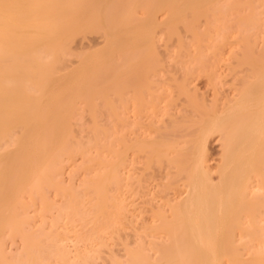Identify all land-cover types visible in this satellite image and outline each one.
Instances as JSON below:
<instances>
[{
  "label": "bare ground",
  "instance_id": "bare-ground-1",
  "mask_svg": "<svg viewBox=\"0 0 264 264\" xmlns=\"http://www.w3.org/2000/svg\"><path fill=\"white\" fill-rule=\"evenodd\" d=\"M225 3L0 0V214L9 215L8 229L23 240L19 257L9 256L0 240V264H98L111 241H126L122 236L128 229L138 232L135 246L125 244L126 259L109 256L110 264H264V0ZM139 8L148 16L145 30L138 32L134 16ZM233 11L240 13L241 22L239 36L230 43L225 18ZM158 13L164 20L159 21ZM203 17L207 27L200 32L197 26ZM160 25L170 33L179 25L185 27L195 48L190 57L194 66H186L183 54L179 55V61L186 63L184 75L176 83L177 97L164 107V98L151 80L156 67H132L130 62L126 69L116 58L121 69H113V60L124 50L131 51L130 61L135 59L140 47L134 52L131 46L150 40ZM87 33L104 37L100 55L85 57L79 68L56 77L68 69L66 56L74 54L71 45ZM227 46L241 47L235 62L242 75L234 83L232 97L219 103L222 98L216 92L208 104L189 85L196 75L210 79L218 73L207 50L212 49L216 58ZM123 56L125 63L130 57ZM96 63L101 73L95 79L117 77V87H108L109 82L105 87L117 88L118 130L111 145L98 148V156L88 155L85 170L99 172L89 175L79 192L62 177L63 164L76 154L86 157L88 151L82 146L71 148L60 135L58 121L71 112L76 100L92 104L90 92L96 87L87 90L88 97L85 86L91 84L87 80ZM177 100L182 103L175 108L181 112L172 114L170 106ZM129 113L134 118L127 117ZM95 130L97 136L100 130ZM214 136L222 147L216 170L210 166L208 149ZM32 151L39 159H32ZM106 151L112 159H107ZM24 178L30 181L29 194L40 198L41 217L54 215L51 222L46 219L48 226L43 219L45 224L36 231L27 228V218L16 215L21 208L27 213L31 200H23ZM137 188L140 191L135 192ZM53 190L62 204L49 201ZM139 192L149 197L147 209L143 205L151 217L142 224L137 221L141 226L137 228L133 194Z\"/></svg>",
  "mask_w": 264,
  "mask_h": 264
},
{
  "label": "rangeland",
  "instance_id": "rangeland-1",
  "mask_svg": "<svg viewBox=\"0 0 264 264\" xmlns=\"http://www.w3.org/2000/svg\"><path fill=\"white\" fill-rule=\"evenodd\" d=\"M225 2H227V0H222V5H224V4L226 5ZM138 12H139V14H138ZM138 12H136V16H134V17L138 18L137 22H136V19L134 18L135 22L137 23V24H135L134 28L138 27L137 30L139 32L142 29L145 30L144 25L147 24V18L146 17L148 15L145 11H143V9L140 10V8L138 9ZM243 14H244V12H243ZM138 15H139V17H138ZM186 15H187V17H191L189 11H186ZM157 17H159L158 19L160 21V20H164L165 16H162V13H158ZM139 18L141 19V21ZM200 19H201V20H199L200 22H198L199 24L197 23L198 24L197 28H198V31L203 32V31H205V29L207 27V23H205L206 20L204 17L200 18ZM240 22H241L240 13L237 11L230 12L229 15H227L225 18V24L227 25V27L230 26L229 32H228V35L230 37V41H229L230 43H231V41L233 42L239 36L238 24ZM140 26H143V28L142 27L139 28ZM167 28H168V26H167ZM156 29L153 31L150 40L142 39V40L138 41V43H136L134 46H131L130 49H132V50H134V49L137 50V48L139 49V47H140L141 50L139 49L140 52H139V50L137 51L138 52L137 55L142 52V54H141L142 56L140 55V57L138 58L137 55H135L136 56L135 59L130 61L132 59L131 58L132 53L129 54L131 51L129 50V51H127V53H125L126 50H124L125 52L122 51L120 55L115 57V59H114L115 61L113 60V64L115 65V66H113V69L115 67H117V68L119 67L118 69L120 70L121 67H123V66H125V67L127 66L126 69H128L129 67L131 68V66H129L130 62H132L131 63L132 67H134V65H138V66H142V67L143 66H145V67H147V66L148 67L149 66L156 67L157 73L154 77L151 78V80L156 85V93L159 96H161L162 99L164 98V102L161 105V107H164V106H167L170 98H175L178 95L176 83L183 78V75H184V73H183L184 66L183 65H185L187 63L186 66H194L192 64L193 63L192 62L193 61L192 55L195 53L194 52L195 48L192 46L194 43V38H193L192 33L187 31V29L181 25L176 27L177 30H175L173 33H170L168 31L169 29H166L165 25H163V26L160 25ZM103 38L104 37L101 35V33H99V34L98 33L97 34L96 33L95 34L87 33L85 35H81V36L77 37L75 42L71 45L74 54L72 56L71 55L66 56V59H68V61H66V65H67L66 67L68 69H66L65 71H61L60 73L56 74V77H65L70 71L79 68L81 66V62H82L83 58H85V57L91 58V57H95V56L100 55L99 54L100 50H102L105 47V40ZM136 50H134V52H136ZM212 51H213L212 49L207 50V53L210 55L209 58L211 57V59L215 60V61L211 60V62L212 61H214V62L210 63V65L214 64L217 67L216 68L214 66V70H215V72L217 71L218 73H215L213 75V77L210 78L211 80L208 77H205L206 75H200V74L196 75V78L195 77H194L195 79L193 78L195 81L192 79V82L189 85L191 91L192 90L196 91L197 96L200 97V100L201 101L207 100L208 104L210 101L212 102V100H214V98L216 97V95H215L216 92L218 93V96H220L218 98L219 99L222 98L219 101V103L222 101L225 102L227 100V98L229 99L230 97H232L233 93H234V91H233L234 86H235L234 83L237 84L238 83L237 77L242 75L239 72L242 68H239V67L237 68V65H236L237 62H235L236 61L235 55L239 54L241 52L240 46H237V47L234 46L231 49H230V46L224 47V51L221 50L223 52L220 51L219 52L220 54L216 58L213 57ZM122 54L123 55L126 54V56L128 54L129 57L130 56L131 57L128 58L129 59L128 61L126 60L127 62L125 61V63H123L124 62L123 59H127V58L125 56H123ZM181 54H183V56L185 58L184 61L186 60L185 64H182L181 61H179L180 59H178L179 55H181ZM231 55H232V57H231ZM79 56L81 57L80 59H79ZM190 57H192L191 60H190ZM220 57L222 59L221 61H219ZM116 58L118 61H120V66L122 64L121 67L119 66ZM142 60H144L143 63L141 62ZM187 60H189V62ZM121 61H122V63H121ZM216 61L219 63H217ZM115 62L118 65H116ZM97 66H98L97 63L94 64L95 71H93L88 76L87 83H91V84L86 83L87 85L85 86V87H87V88H85L86 93L90 92L87 90L91 89V91H92L96 87L97 91L94 89L95 91H93V93L90 92L91 93L90 95H93V96H91V98L93 97L92 98V101H93L92 104L87 105L82 100H79V101L76 100L77 103L75 102L74 106L72 107L73 112L71 110L70 113L64 114L62 116L63 118H61L58 121L59 122L60 135L62 137L64 136L62 139L64 141H66L67 143H69V146L71 144V148H74L76 146L77 147L82 146L85 150L87 149L86 151H88L86 157L82 156L81 154H76L73 156V158L71 160H66L64 162L65 164H63L64 169L62 170V172L64 174H62V177L64 176L65 182L67 184H69V186H71L72 188H74V189L76 188L77 191L82 190L81 184L84 180L87 179V177L89 175H91V174L95 175L94 173L99 172V170H96V169L93 170L94 172L92 170H90V171L85 170V168L88 166V160H89L88 155H90V157L98 156L97 155V153L99 151L98 148H101L103 146L107 147V146H109V144L111 145L113 143V136H114V134L117 133V130H118L117 129L118 124H117V119H116L117 118L116 117V111H117L118 106H119V99H118L119 96L115 91L117 88H115L113 90L110 89L111 87L112 88L117 87L115 85L117 77L113 75L111 78V79H113V77L115 78L112 80L113 82L107 81V80H111L110 79L111 74L108 75L109 79L106 80V79H103L104 75L102 73L103 76L98 77V78H100L101 80H105L104 84H103V82L101 80L95 79V77H96L95 75L98 76L97 73L100 72L99 70L97 71ZM235 68L237 70H235ZM119 70H118V72H119ZM238 72H239V74H238ZM116 73H117V71H116ZM113 74H115L114 70H113ZM215 75L216 76L218 75V78ZM90 78L91 79L94 78L95 82L98 81L97 83L100 85H97L94 81L90 82L89 81V80H91ZM99 81H101V83H99ZM212 81H214V83ZM108 82H109V86H108ZM110 82L113 83V85H111ZM92 83L96 84L97 86H93ZM213 84H216V85H213ZM105 85L108 87H110V86L111 87L109 89H107V87H105ZM91 86H93V87H91ZM98 86H102L105 88V89L102 88L104 90V92H102V91L101 92L106 94L105 91H107L106 96H107V98L109 97L108 100L111 101V105L107 103L108 101L106 99L105 94L104 95L101 94V92H100L101 87L99 88ZM214 86H215V88H214ZM98 89H99V91H98ZM108 90H110V91H108ZM111 91H113V92H111ZM96 92H100V94L96 93ZM87 94L86 95L89 97V93H87ZM97 94H99V97L95 96ZM91 98H88V99L91 100ZM180 101L181 100H179V101L177 100V102H176L177 105L173 104V105H175L174 107L172 105L170 106L171 109L173 108L171 110L172 114H176L178 112H181L180 108H178V109L175 108V107H178V105L180 103H182ZM179 107H180V105H179ZM131 114L129 113L127 115V117H129V116L133 117ZM71 117H72V119H70ZM164 117L167 121L169 120L168 116H164ZM164 117H162L163 120H165ZM143 120L147 121L146 118H144ZM95 129H97V131L100 130L99 132H101L100 134H98L99 132H97V136L95 135L96 134ZM68 130H69V132H67ZM208 146H209L208 149H209V156H210L209 157L210 158L209 163L211 164L210 166L216 170L215 166L217 167L219 165V163L221 161V156H222V147H221L220 138L218 136H214L208 142ZM107 154H109V153L106 151L105 155H107ZM32 159L33 160L39 159L37 154L35 153V151H32ZM107 159H112V157L111 156L109 157L107 155ZM137 166L140 168L142 166V164L141 165L138 164ZM34 168H35V166L32 167V170ZM138 171H140V170L138 169ZM26 173H28V172H26ZM23 181H24L23 186L25 189L22 192V195L23 196L25 195V198H23V200L26 202H28L30 199L31 200L28 202L30 204L26 210L27 213L23 214V212H25V211L22 210V208H21L18 211H16V215L19 214L18 217H20V218H24V217L27 218L28 221H27L26 225L28 227L27 226L26 227L31 228V230L36 231V229L38 230V228L41 225L46 223V221H47L46 219H49L48 221L51 222L54 215H52V213H50V215H48L49 217L52 216V217H50L51 220L47 216L45 219L43 217H41L42 209H40L41 208V204H40L41 201H39L40 198L38 196H36L37 197L36 198L31 193L29 194L30 187H31V185L29 186L30 181L28 179H25V178L23 179ZM155 184H157V183L154 182L153 185H155ZM155 186H151V189L155 188ZM10 190L11 189L7 190L8 196L10 195V193H9ZM26 190H29V191H26ZM136 191L138 192L140 190H138V188H137V190H135V192ZM54 192H56V191L53 190L52 191L53 194L50 191V193L48 194L49 201L51 202V200H52V203L62 204L63 203L62 198H59L60 196H58ZM143 192H144V190H143ZM143 192H139V194L136 193L135 197L133 194V201H134L135 206L137 207L136 209L138 210L136 216L137 215L139 216V217L137 216L138 218L136 217L137 220H136L135 225L137 228L141 227L138 225L142 224L144 222V220H148L151 217V215L145 210V208L147 209V206H146L147 203L146 202L148 201V200L146 201V199H149V197H147V196L145 197V194H144L145 192L144 193ZM29 195L30 196L32 195V196L30 197ZM61 200H62V203H61ZM31 201H32V203H31ZM31 204H32V206L30 207ZM143 204L145 205V208H144ZM148 207H149V205H148ZM20 210H22V211H20ZM28 211H30V212H28ZM39 212L41 213V215ZM142 212H144V213H142ZM47 214H49V212ZM27 216H29V217H27ZM43 219L45 220V223H43L44 222ZM30 220H31V222H30ZM8 221H9V215L8 214H0V233H1L0 234V240L5 243L6 252L9 256L19 257L23 251V244H21V243H23V240L19 236V234L11 233V231L7 227ZM137 221L140 224H138ZM141 221H143V222L141 223ZM33 223H35V226ZM49 223H46V225L47 224L49 225ZM4 228H5V230H4ZM3 230L6 231L8 234L6 232H4ZM132 231L129 229L127 231L123 230L124 233H123L122 237L125 238V240L127 242L124 241L123 239L120 241L121 238L119 240H118V238H116L117 240L115 239L113 242L111 241L109 244H112V246L107 247V250L104 249L106 251L103 250L104 252L100 253V257H102L101 258L102 260L99 258V260H97L98 264L99 263L100 264H106L105 262H107V261H109V262H107V264L108 263L110 264V261H111L110 259L112 257L117 258V259L118 258L121 259L122 257H124L121 259L122 261H124L126 259V255H124V254H126V250H125L126 248L124 247L125 244H128V242L132 243L131 246L128 244L129 247L131 248L132 246H135V242L137 239L136 234H138V232L133 233ZM13 234H14V238H13ZM128 234H130V235H128ZM132 234H133V236H132ZM9 235H10V237H9ZM134 235H136V236H134ZM134 237H136V238H134ZM6 238L8 239V241ZM134 239H135V242H134ZM122 241H124V242H122ZM116 242H117V244H116ZM120 242H122V243H120ZM110 248L111 249L113 248V250H111ZM102 254L105 257H103ZM109 256L111 258H109ZM105 259H106V261H105Z\"/></svg>",
  "mask_w": 264,
  "mask_h": 264
}]
</instances>
